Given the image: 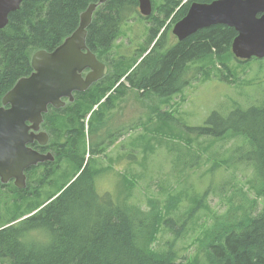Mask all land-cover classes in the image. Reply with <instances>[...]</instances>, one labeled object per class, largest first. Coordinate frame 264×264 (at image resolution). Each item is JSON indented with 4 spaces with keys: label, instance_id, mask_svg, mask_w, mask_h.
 <instances>
[{
    "label": "trees",
    "instance_id": "1",
    "mask_svg": "<svg viewBox=\"0 0 264 264\" xmlns=\"http://www.w3.org/2000/svg\"><path fill=\"white\" fill-rule=\"evenodd\" d=\"M97 1H21L19 9L9 15L6 27L0 30V103L19 79L32 73L33 53L51 52L58 47L77 29L80 15ZM183 1L151 0L153 13L149 18L138 13V0H107L97 6L86 29L85 42L94 55L107 63L106 78L76 94L72 103L49 110L43 116L41 129L47 133L48 143L42 151L61 146L64 150L59 156L67 157L49 164L35 187L30 186L33 182L29 180L26 189L12 190L21 200L30 196L32 188L33 197L40 195L39 189L51 183L49 178L65 159L74 167L71 183L46 196L43 207L33 215L17 225L0 229V259H7L10 264H264V103L246 109L234 106L226 116L212 112L202 126L188 129L196 138L207 136L216 140L227 135L241 138L243 143L233 147L224 165L233 169L243 165L254 174L246 182L247 188L232 183L231 191L238 190L241 203L230 200L224 217H213L199 232L194 242L195 252L189 259L180 254L177 246L195 221H200L198 215L207 207L212 184L199 194L171 195L162 206L158 200H148L143 209L130 203L133 189L126 174L129 186L126 183L121 198H114L112 194L100 195L95 190L94 180L103 170L94 169L92 161L84 165L88 153L83 140L84 120L89 113L88 123L96 118L93 107L112 109L117 94L128 89L140 92L141 96L155 93L169 102L170 97L182 92L191 82L207 78L202 62L234 58L230 45L236 33L229 27L211 26L183 41L169 43L171 27L185 15L192 2L214 0ZM135 17L150 24L144 44L134 53L125 50L113 54L112 45L119 38L122 25ZM221 67L223 78L231 77L224 63ZM164 106V120L171 119ZM96 124L101 127V117L95 119L94 127ZM91 148L98 153L95 146ZM225 187L230 188L221 185L219 193L227 191ZM246 190L253 192V198ZM182 201L186 204H181ZM20 204H16L18 211L12 219L36 207L26 203L24 211H19ZM178 209L183 212L175 215ZM163 231L171 238L157 247L155 244Z\"/></svg>",
    "mask_w": 264,
    "mask_h": 264
},
{
    "label": "rangeland",
    "instance_id": "2",
    "mask_svg": "<svg viewBox=\"0 0 264 264\" xmlns=\"http://www.w3.org/2000/svg\"><path fill=\"white\" fill-rule=\"evenodd\" d=\"M185 2L186 0L183 1ZM149 26V23H145L138 17L126 22L122 25L119 38L113 43L111 52L118 54L129 50L134 53L144 44ZM175 40V37L169 34V43L173 44ZM222 63L231 73L229 79L223 78ZM202 66L208 74L207 78L204 81L197 79L191 82L182 92L170 97L169 102L155 93L141 96L140 92L128 89L117 94L116 99L113 100L112 109L95 106L92 111H97L96 118L88 123L91 115L89 113L84 120L85 151L88 150L89 140L93 146L97 147V140L100 142V137L96 136L98 132L102 139L107 138L109 134H114V137L107 138L109 141L105 146H100L103 148L101 151L103 154L90 159L94 169L103 170V173L94 180V187L98 194L108 193L114 198H121L126 183L128 186L130 183L133 189L130 194V203H136L139 207L146 209L145 204L148 200H158L162 206L166 198L171 195L199 194L212 184L211 192L206 200L207 207L198 215L200 221L198 219L195 221V225L188 231L185 239L177 246L180 254L187 256V259L195 252V238L212 222L213 217H224L231 203L230 200H233L234 204L241 203V197L239 193L237 194L238 190L231 191L232 183H238V187L247 188L246 182L254 177L252 169H247L246 166L237 165L236 169H233L224 165V161L229 160L233 147L243 143L241 138L233 139L228 135L216 140L207 136L196 138V135L188 129L202 126L212 112L226 116L234 106L246 109L249 106L264 103V58L251 59L245 63H239L229 57H224L222 60L213 58L211 62H202ZM163 105H165L163 109L170 114L172 120H164ZM160 115L161 117L158 118ZM100 117L101 127L98 124L94 127L95 119ZM88 128L89 132H87ZM167 128H170L173 133ZM120 140L127 149L131 146L129 158L131 172L123 167L128 158L117 159L120 154ZM86 155L87 153L84 156V163L88 159ZM110 158H115V162L110 161ZM178 159L179 161H176ZM70 163L68 159L63 160L59 170L49 178L51 183L39 189L40 195L36 197L31 195L33 188L29 191L30 196H26L23 200L14 194L12 187L1 191L0 229L17 225L22 219L33 215L43 207L46 196L53 194L61 185H65L63 189L66 188L74 169L73 164ZM38 171H36L37 181L41 175ZM125 174L129 183L124 179ZM224 184L230 188L225 187L227 191L219 193L218 188ZM35 186L36 183L32 187ZM245 192L253 198V192L249 190ZM26 203L36 207L31 209V212H24L18 219H12L14 213L18 211L16 204H20L19 211H24ZM183 203L186 204V201L181 202ZM181 212L183 210L175 215ZM162 214H164L163 210ZM8 219L12 222L7 221ZM159 235L155 244L157 247L158 244L171 238L169 234H164V231ZM0 264H10V262L7 259H0Z\"/></svg>",
    "mask_w": 264,
    "mask_h": 264
},
{
    "label": "water",
    "instance_id": "3",
    "mask_svg": "<svg viewBox=\"0 0 264 264\" xmlns=\"http://www.w3.org/2000/svg\"><path fill=\"white\" fill-rule=\"evenodd\" d=\"M22 0H0V30ZM98 0L80 15L77 29L51 52L36 51L31 56L32 73L19 79L1 99L0 106V182L14 181L18 190L26 187L25 170L53 161L51 154H40L28 145L44 146L48 135L39 131L47 107H64L62 99L73 102V93H83L106 73L86 46V29ZM143 18L152 14L151 0H138ZM211 26L232 28L236 36L230 45L233 57L240 61L264 58V0H214L192 2L185 15L172 27V34L183 41ZM149 52V51H148ZM147 52V53H148ZM146 53V54H147ZM88 70L85 77L81 74ZM5 106H9L5 109Z\"/></svg>",
    "mask_w": 264,
    "mask_h": 264
},
{
    "label": "flooded vegetation",
    "instance_id": "4",
    "mask_svg": "<svg viewBox=\"0 0 264 264\" xmlns=\"http://www.w3.org/2000/svg\"><path fill=\"white\" fill-rule=\"evenodd\" d=\"M95 57H96V59H97V61H99L100 63H102L103 65H105V67H106V73H105V75L104 76H102L97 82H95L94 84H92L91 85V87L93 86V85H95L96 83H98V82H102L103 80H105V78H106V74H107V72H108V66H107V63L105 62V60L104 59H102V58H99V57H97L96 55H95ZM89 71L88 70H85L82 74H81V76L82 77H85L86 75H87V73H88ZM124 79L122 78L121 79V81H119V83L120 82H122ZM119 83L115 86V88H117L118 86H119ZM114 88V89H115ZM112 92V91H111ZM110 92V93H111ZM76 94H78V93H73V100H74V96L76 95ZM64 102H65V106H66V104L67 103H72V102H69L68 101V99L67 98H65V99H62ZM0 106H1V103H0ZM64 106V107H65ZM9 106H5L4 108L5 109H7ZM61 108H63V106L62 107H59V108H54V107H52V106H48L47 107V112L49 111V110H58V109H61ZM45 115V114H44ZM44 115H42V123H43V116ZM42 123L40 124V126H39V131L40 132H44L42 129H41V125H42ZM45 133V132H44ZM47 134V133H46ZM96 136L97 137H100V142H99V140H97V142H96V146L97 147H95V149L98 151V153H95V152H93V149L91 148V146L93 145L92 144V142L89 140V146H88V153H87V157H88V159L86 160V162L84 163V165H89L90 164V159H91V157H93L92 159H94L95 158V155L93 156V154H91V152H93V153H95L96 154V157H100V155H102L103 154V152H101L102 150H103V148H100V146H105V144L109 141V139H107V138H112V137H114V134H109L108 136H107V138H104V139H102V137H101V134L98 132V134H96ZM122 139V138H121ZM48 143V142H47ZM129 145H130V143H129ZM29 147H31L33 150H35V151H37L38 153H40V154H47V153H49V154H51V156L53 157V161H48V162H45V163H40V164H37L36 166H32V167H30V168H28V169H26L24 172V174H25V177H26V187L24 188V189H26L27 188V182L29 181V180H32V182H33V184L34 183H36L37 184V178H38V173L36 172L37 170H39L40 171V173L42 174V172L44 171V169L47 167V166H49V164H54L55 162H59L61 159H64V158H66L67 157V155H63V156H59V153H61L62 152V150H64L61 146H59L58 148H55V147H52V148H50L49 150H43L42 151V148H44L46 145H44V146H40L39 144H37L36 142H33L31 145H28ZM99 146V147H98ZM39 148V149H38ZM130 149H131V146H129V148L127 149V146L126 145H122V143H121V140H120V144H119V151H120V154L118 155V160H120V159H122V160H124L125 158H128V161H127V163H126V165L125 166H123L125 169H127V171L128 172H131V170H130V160H129V158H130ZM110 161H112V162H115V158H110ZM120 162V161H119ZM101 166V165H100ZM38 171V172H39ZM50 172H51V169H50ZM66 173V172H65ZM124 179H125V177H124ZM70 181H71V179H70ZM69 181V182H70ZM73 181V180H72ZM71 183V182H70ZM31 187L33 186V185H30ZM12 187V189L15 187L14 186V181L13 180H10L8 183H6V184H2L1 182H0V192L1 191H4L5 189H7V188H11ZM23 189V190H24ZM0 221H1V214H0Z\"/></svg>",
    "mask_w": 264,
    "mask_h": 264
},
{
    "label": "bare ground",
    "instance_id": "5",
    "mask_svg": "<svg viewBox=\"0 0 264 264\" xmlns=\"http://www.w3.org/2000/svg\"><path fill=\"white\" fill-rule=\"evenodd\" d=\"M152 3V2H151ZM172 31V30H171ZM171 35L173 36L172 32H171ZM174 37V36H173ZM176 39V38H175ZM177 40V39H176ZM178 41V40H177ZM152 47V46H151Z\"/></svg>",
    "mask_w": 264,
    "mask_h": 264
}]
</instances>
